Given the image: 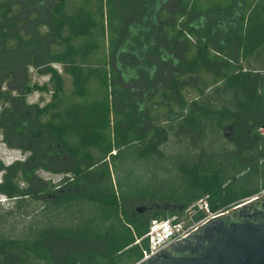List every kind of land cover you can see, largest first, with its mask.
<instances>
[{
    "label": "trees",
    "instance_id": "trees-1",
    "mask_svg": "<svg viewBox=\"0 0 264 264\" xmlns=\"http://www.w3.org/2000/svg\"><path fill=\"white\" fill-rule=\"evenodd\" d=\"M261 129L264 0H0V136L26 155L0 161L3 215L43 203L23 236L0 227V264H137L151 221L261 195ZM121 157L187 188L126 196Z\"/></svg>",
    "mask_w": 264,
    "mask_h": 264
},
{
    "label": "water",
    "instance_id": "water-1",
    "mask_svg": "<svg viewBox=\"0 0 264 264\" xmlns=\"http://www.w3.org/2000/svg\"><path fill=\"white\" fill-rule=\"evenodd\" d=\"M244 203L137 264H264V192Z\"/></svg>",
    "mask_w": 264,
    "mask_h": 264
},
{
    "label": "rangeland",
    "instance_id": "rangeland-1",
    "mask_svg": "<svg viewBox=\"0 0 264 264\" xmlns=\"http://www.w3.org/2000/svg\"><path fill=\"white\" fill-rule=\"evenodd\" d=\"M56 68L61 71L60 67L57 66ZM32 78L34 81L39 83L45 82L47 80V78H38L35 75ZM47 101L48 97H40V95L36 93L29 96L28 98V102L31 104L40 103L43 105ZM173 147H175L174 144L172 143L171 145L170 142H168L165 146H162L161 150L163 154L168 156L170 153H172L171 150ZM25 157L26 155L22 154L19 150L9 147L0 136L1 162H3L5 165H10L16 161H23ZM168 163L169 162L165 161L164 159H155L153 161H148L146 159H136V161H132L127 159V157H121L119 163L120 172L117 174L118 182L121 187L123 186L124 190L128 192L126 196H132V193L143 194L142 192H145L143 189H146L144 186H148L149 189L146 192L147 194L150 191V194L153 192L157 195L168 194L177 197L178 193H183L181 191L186 189L187 186L185 185V181L180 176L171 173L173 172V169ZM166 166L168 167V172H165ZM149 170L154 172V177L150 180L147 179V172ZM115 175L116 174H114V176ZM38 176L43 180L52 181L53 183H56L61 179V175H52L46 172H39ZM12 205L13 204L7 201L6 198L0 196V227L2 226L7 234L15 237H21L25 232H27L28 226L35 223L34 217L41 210L43 203H32L28 207L26 217L15 216L14 219L12 217L3 215L7 210L11 209Z\"/></svg>",
    "mask_w": 264,
    "mask_h": 264
},
{
    "label": "built area",
    "instance_id": "built-area-1",
    "mask_svg": "<svg viewBox=\"0 0 264 264\" xmlns=\"http://www.w3.org/2000/svg\"><path fill=\"white\" fill-rule=\"evenodd\" d=\"M260 133L264 135V129H261ZM196 206L197 210H191L187 219L178 220L176 217H172L167 220L151 221L148 233L145 235L148 249L143 252L141 261L148 260L166 247L181 241L208 220L222 214L211 213L206 201H200ZM198 211L205 212L206 217L200 221H195L193 216L196 215Z\"/></svg>",
    "mask_w": 264,
    "mask_h": 264
}]
</instances>
